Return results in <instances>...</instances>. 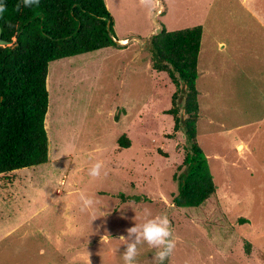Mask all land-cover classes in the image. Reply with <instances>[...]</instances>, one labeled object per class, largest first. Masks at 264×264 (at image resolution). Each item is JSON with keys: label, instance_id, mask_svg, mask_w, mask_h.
Masks as SVG:
<instances>
[{"label": "rangeland", "instance_id": "374dc122", "mask_svg": "<svg viewBox=\"0 0 264 264\" xmlns=\"http://www.w3.org/2000/svg\"><path fill=\"white\" fill-rule=\"evenodd\" d=\"M105 1L126 41L49 62L48 160L0 174V264H124L120 237L150 218L145 209L171 222L165 264H264V0ZM196 25V138L215 191L177 207L189 141L167 113L176 85L151 68L148 43L162 27ZM178 103L185 117L182 92ZM97 161L107 175L93 179ZM81 194L94 200L85 211ZM154 252L143 244L135 264H153Z\"/></svg>", "mask_w": 264, "mask_h": 264}, {"label": "trees", "instance_id": "16d2710c", "mask_svg": "<svg viewBox=\"0 0 264 264\" xmlns=\"http://www.w3.org/2000/svg\"><path fill=\"white\" fill-rule=\"evenodd\" d=\"M3 2L7 10L0 16L1 37L10 44L0 45V174L48 160L49 62L119 46L105 0H40L39 6H22L20 11L16 5L21 0ZM201 35L200 25L176 30L162 27L148 43L151 68L166 72L176 85L167 113L173 117L174 129L182 128L189 141L178 191L172 198L177 207H197L215 191L207 158L196 138L199 104L195 80ZM181 92L185 117L179 115ZM114 118L118 120L119 115ZM129 145V139L121 135L118 146Z\"/></svg>", "mask_w": 264, "mask_h": 264}, {"label": "clouds", "instance_id": "9594fccd", "mask_svg": "<svg viewBox=\"0 0 264 264\" xmlns=\"http://www.w3.org/2000/svg\"><path fill=\"white\" fill-rule=\"evenodd\" d=\"M40 0H21V3L16 5V10L20 11L21 7L32 8L39 6ZM7 10L6 4L0 0V16ZM9 27H12L9 24ZM69 150H74L75 145L69 144L66 146ZM107 175L104 170L102 161H97L88 170V175L93 179L99 178L102 174ZM83 203L81 211H85L88 207L94 204L91 197L84 194L80 195ZM145 216L150 217L146 219L143 224H135V226L127 229V236H121V240L126 241V249L122 254L124 264H135L136 258L139 255V248L143 244H147L150 248L155 249L153 255V264H165L170 261V257L176 247V240L173 238L171 222L167 215L152 216L150 209L144 210ZM134 237V239H133Z\"/></svg>", "mask_w": 264, "mask_h": 264}, {"label": "crops", "instance_id": "0c3cea01", "mask_svg": "<svg viewBox=\"0 0 264 264\" xmlns=\"http://www.w3.org/2000/svg\"><path fill=\"white\" fill-rule=\"evenodd\" d=\"M105 4H106V1H105ZM107 6V5H106ZM259 12V11H258ZM262 23L264 25V16L262 18ZM117 40H120L122 43L125 42L126 40L123 39V38H120V39H117ZM118 43V42H117ZM200 51V50H199ZM47 85H48V80H47ZM51 124V117H50V110L47 112V115H46V118H45V126H46V129L48 130L49 129V126Z\"/></svg>", "mask_w": 264, "mask_h": 264}, {"label": "water", "instance_id": "95a60500", "mask_svg": "<svg viewBox=\"0 0 264 264\" xmlns=\"http://www.w3.org/2000/svg\"><path fill=\"white\" fill-rule=\"evenodd\" d=\"M9 44L10 43L8 41L2 39V37H1V27H0V45L5 46V45H9Z\"/></svg>", "mask_w": 264, "mask_h": 264}]
</instances>
